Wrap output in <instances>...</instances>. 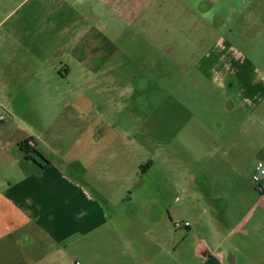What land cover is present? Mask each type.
Returning a JSON list of instances; mask_svg holds the SVG:
<instances>
[{
    "label": "rangeland",
    "instance_id": "374dc122",
    "mask_svg": "<svg viewBox=\"0 0 264 264\" xmlns=\"http://www.w3.org/2000/svg\"><path fill=\"white\" fill-rule=\"evenodd\" d=\"M213 5L0 0V163L21 158L18 142L31 138L52 161H77L87 187L91 159L101 163L91 140L121 145L103 161L113 199L119 177L127 195L170 190L150 216L149 194L124 203L129 218L158 221L140 237L144 264H216L206 260L219 252L222 264L230 254L264 264V192L251 180L264 161V90L245 100L232 72L246 61V78L264 79V0L222 18ZM148 236L160 245L151 259Z\"/></svg>",
    "mask_w": 264,
    "mask_h": 264
},
{
    "label": "crops",
    "instance_id": "0c3cea01",
    "mask_svg": "<svg viewBox=\"0 0 264 264\" xmlns=\"http://www.w3.org/2000/svg\"><path fill=\"white\" fill-rule=\"evenodd\" d=\"M206 1L195 0V3ZM254 1L209 0L214 5L208 12L222 18L224 13H240ZM245 64L246 61H237L232 72L240 79L243 98L247 100L257 88L264 90V79H249L248 75L246 78ZM26 139H30L29 149L39 150L37 142ZM123 145L128 147V141L124 140ZM120 146L109 140H91V158L101 163L97 168L91 159V183L87 182V187L74 169L78 167L77 161H52L41 151L37 153L47 162L25 159L24 153L19 159L3 160L0 163V264H144L140 237L152 232L158 221L141 220V215L129 218L124 203L131 194H149L153 205L144 212L150 216L154 207L167 206L170 190L163 185L154 188L142 185L128 190L127 195L119 177L115 187L119 196L113 199L114 189L106 176L108 166L103 161L111 154L109 149ZM30 156L35 159L32 152ZM23 159L34 164H25ZM63 164L67 170L62 169ZM152 164L144 173L153 168ZM94 167L103 171V177L99 178V173L94 177ZM150 236L145 238L146 259L153 258V243L160 248L158 239ZM222 258V252L217 256L209 254L206 262L222 264ZM228 261L234 264L235 258L230 254Z\"/></svg>",
    "mask_w": 264,
    "mask_h": 264
},
{
    "label": "built area",
    "instance_id": "2783aa9c",
    "mask_svg": "<svg viewBox=\"0 0 264 264\" xmlns=\"http://www.w3.org/2000/svg\"><path fill=\"white\" fill-rule=\"evenodd\" d=\"M2 120V118H0ZM251 180L255 185V188L259 192L264 191V161L262 160H257L256 163L254 164L253 171L251 173ZM188 223L185 222L182 225L174 222L175 227H188Z\"/></svg>",
    "mask_w": 264,
    "mask_h": 264
},
{
    "label": "trees",
    "instance_id": "16d2710c",
    "mask_svg": "<svg viewBox=\"0 0 264 264\" xmlns=\"http://www.w3.org/2000/svg\"><path fill=\"white\" fill-rule=\"evenodd\" d=\"M28 141H30V139H25V140H23V141H21V142L18 143V146H19L20 150L24 153L25 159H30L29 156H28V152H29V147L27 145ZM44 161L47 162L46 159H44Z\"/></svg>",
    "mask_w": 264,
    "mask_h": 264
},
{
    "label": "flooded vegetation",
    "instance_id": "af4514ba",
    "mask_svg": "<svg viewBox=\"0 0 264 264\" xmlns=\"http://www.w3.org/2000/svg\"><path fill=\"white\" fill-rule=\"evenodd\" d=\"M32 150H33V149H32ZM32 150L29 149L28 156H29L30 159H32L33 161H35L36 159H34V158H32V156H30V153H31ZM39 155H40V154H39ZM263 192H264V191H263ZM263 192H260V193H263Z\"/></svg>",
    "mask_w": 264,
    "mask_h": 264
}]
</instances>
